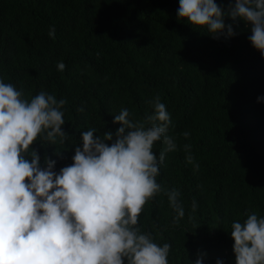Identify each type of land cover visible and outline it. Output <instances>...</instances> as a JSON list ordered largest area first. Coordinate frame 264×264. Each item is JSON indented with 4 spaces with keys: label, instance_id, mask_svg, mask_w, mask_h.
<instances>
[{
    "label": "trees",
    "instance_id": "1",
    "mask_svg": "<svg viewBox=\"0 0 264 264\" xmlns=\"http://www.w3.org/2000/svg\"><path fill=\"white\" fill-rule=\"evenodd\" d=\"M234 2L215 0L236 34L213 39L177 16L179 0H0V79L29 101L41 91L67 101L66 142L31 146L42 167L45 156L56 172L72 164L81 132H115L122 108L144 121L157 96L166 105L174 125L167 135L178 148L166 153L156 180L180 191L185 216L174 223L161 192L144 206L139 227L171 245L169 264H194L203 253V264H235L232 222L264 217V56L248 39L250 26L227 15ZM185 144L198 171L186 162ZM165 147L157 141L153 152Z\"/></svg>",
    "mask_w": 264,
    "mask_h": 264
},
{
    "label": "clouds",
    "instance_id": "2",
    "mask_svg": "<svg viewBox=\"0 0 264 264\" xmlns=\"http://www.w3.org/2000/svg\"><path fill=\"white\" fill-rule=\"evenodd\" d=\"M224 15L215 0H179L177 16L206 27L213 39L236 34ZM227 15L250 26L248 39L264 56V0H235ZM48 35L55 39L54 27ZM56 67L63 72L66 65L60 61ZM23 97L22 89L0 79V264H169L171 245L154 242L139 227L144 206L161 192L176 212L174 223L185 216L180 191L165 190L156 180L166 153L178 148L167 135L174 125L159 96L144 121L122 108L112 121L120 125L115 132H81L82 147H75L73 163L59 172L48 156L42 167L31 146L38 140L66 142L67 101L45 91L30 101ZM157 141L166 145L159 156L153 152ZM183 147L186 162L198 171L191 145ZM191 209H197L195 199ZM246 216L231 224L235 264H264V217ZM204 255L194 264H203Z\"/></svg>",
    "mask_w": 264,
    "mask_h": 264
}]
</instances>
